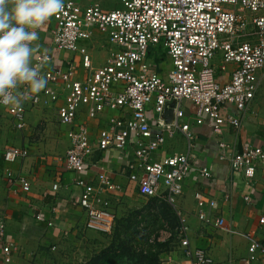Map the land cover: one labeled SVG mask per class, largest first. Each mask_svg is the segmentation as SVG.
<instances>
[{"label":"built area","instance_id":"built-area-1","mask_svg":"<svg viewBox=\"0 0 264 264\" xmlns=\"http://www.w3.org/2000/svg\"><path fill=\"white\" fill-rule=\"evenodd\" d=\"M64 4L63 12L37 31L47 28L56 49L78 53V60L75 56L57 62L50 51H39L35 62L44 64L46 89L19 109L3 107L17 129L26 128L29 110L49 103L56 104L60 121L72 126L67 132L70 146L64 167L77 175L75 183L81 191L72 202L85 209L88 229L100 233L113 229L115 214L105 205L102 194L119 190L120 186L106 174L95 186L84 179L81 173L87 167V158L95 148L129 150L133 154L129 178L137 182L145 197L161 199L175 208L181 223L180 244L190 264H213L204 248L191 245L186 216L177 207L183 183L196 159L192 126L183 121V103L193 104L197 124L208 117L216 135H222L226 126L241 129L264 77V0H119V5L111 9L97 3L82 5L76 0H64ZM96 30L112 44L99 66L81 45ZM151 47H160L169 57L171 69L167 76H162L149 60ZM218 54L222 69L235 64L226 82L217 76L214 60ZM59 87L64 92L62 101ZM172 101L174 118L166 122L162 114ZM228 105H233L236 112ZM106 109L120 110L122 115L109 117L94 140L88 124L76 122L78 115L94 118ZM177 131L186 136L187 151L155 159L153 154L166 137ZM228 147L225 141H218L219 157L228 158L231 183L238 188L252 186L257 164L264 161V145L247 143L231 154ZM27 155L28 149L22 146L10 145L3 152L7 163ZM198 171L203 177H211L205 165L198 166ZM8 177L19 180L23 190L30 189L25 178L13 177L11 172ZM232 184L225 199L230 198ZM195 198L202 222L232 232L224 217L212 218L205 212L206 205L218 206L216 200L199 191ZM244 198L249 200V194ZM36 220L52 224L41 212ZM259 222L264 224V215ZM168 232H159L165 237L158 240H169L172 234ZM243 234L249 241L250 259L264 260V240L254 232ZM5 236L4 225L0 224V264H10L16 249V244Z\"/></svg>","mask_w":264,"mask_h":264},{"label":"crops","instance_id":"crops-1","mask_svg":"<svg viewBox=\"0 0 264 264\" xmlns=\"http://www.w3.org/2000/svg\"><path fill=\"white\" fill-rule=\"evenodd\" d=\"M78 2L82 5L97 3L106 9H111L119 5V0H116V5L113 7H110L114 2L111 0H87L84 3L81 1ZM38 33L39 39L35 43L39 46V51H50L57 62L75 56L77 57L76 60H78L79 55H76L78 53L56 49L51 43L50 31L47 28L40 29ZM105 37V35L96 30L91 39L81 41V45L85 46L87 51L92 54V59L96 66L104 62L111 49L112 44ZM220 59L221 57L218 54L214 60L217 76L221 82H226L235 64L230 63L226 65V69H222ZM149 60L154 63V66L162 76H167V73L171 69V62L163 49L160 47H151ZM59 91H61L60 101H62L64 92L60 87ZM255 101L256 96L244 115L241 129L226 126L222 135L214 134L209 123V118L206 116L203 124H197L195 121V107L188 101H184L183 103L185 109L183 121L189 122L192 126L191 135H193V143L195 145L193 152L196 159L193 171L183 183L184 190L178 197L177 207L182 209L181 212L187 219V213L181 207L182 200L186 207H193L192 205L195 203L198 218V205L195 193L199 191L206 197L216 200L218 203L216 208H211L206 205L204 207L205 212L212 218L224 217L232 229V232L226 233L229 236L228 241L221 245L230 254V260L228 262L222 261V257L218 259L215 254L216 259L221 261V263H217L215 256H211L206 248L195 246L191 242L193 247L204 248L213 258V264H264V260L261 258L250 259L249 241L243 234V232H254L259 239L264 240V224L259 222L260 217L264 215V161L257 164L252 181L254 184L250 187L245 188V186H242L238 188L231 183L232 175L228 158H220L219 154L221 150L218 148L219 140H223L229 145L228 152L230 154L242 150L247 143L264 145V117L256 114L254 108ZM51 105L56 109V104L49 103L29 110L26 114L27 124H29L28 119H30V114L33 113V117L38 119L42 118L43 114L49 111L44 106ZM0 108L5 111L14 126L9 112L3 106H0ZM228 108L230 111L236 112L233 105H228ZM49 112L52 114L51 111ZM121 115L122 111L117 109H106L94 118L80 113L76 122L85 121L90 129V137L96 140L99 129L107 124L109 117H119ZM61 124L62 135L52 134L44 142H39L34 145L28 144L29 137L24 132L17 141L19 145H12L26 147L28 149L27 156L21 157L13 163H7L2 155V162L0 164V224L4 225L5 237L16 244V249L13 252L12 262L10 264H18V261H13L14 258L16 259L18 253L22 252L28 256L27 253L31 251V248L36 243H39V240L42 238V232L45 229H53L50 236L60 238L64 234L71 233L62 230L64 229V224L79 225L81 224L80 218L82 217L86 225L87 214L85 209L72 202L81 191L80 187L75 183L77 175L74 172L67 171L64 167L65 154L70 146L67 132L72 126L62 122ZM15 129L17 131L25 130V128L17 129L16 127ZM183 134V132L177 131L171 136H167L164 144L153 154V157L155 159H161L174 153L187 151L188 140ZM58 143L61 144L58 145ZM132 155V152L129 150L122 151L116 148L99 150L95 148L87 158V167L81 173V176L88 182L94 184V186L99 184L101 176L105 174L111 176L113 181L120 186V189L105 191L102 194V198H105L106 192L117 193L119 191H127V189L133 191L134 188L139 190L137 182L129 178L132 170ZM200 165H205L210 168L212 173L211 177L206 178L200 175L198 171V166ZM8 172H11L13 177H23L29 181L30 189L28 191L23 190L20 181L10 179ZM54 184H57L56 189L52 188ZM231 184L230 198L225 199V194L228 192L229 185ZM245 194H249V200L244 198ZM38 212L43 213L46 220L51 221L52 224L38 222L36 220V214ZM202 223L205 224L204 222ZM217 253L220 254L221 252L219 251ZM182 255L186 263L190 264V260L185 257L183 251Z\"/></svg>","mask_w":264,"mask_h":264},{"label":"rangeland","instance_id":"rangeland-1","mask_svg":"<svg viewBox=\"0 0 264 264\" xmlns=\"http://www.w3.org/2000/svg\"><path fill=\"white\" fill-rule=\"evenodd\" d=\"M78 1L84 3L87 0ZM111 1L114 2L110 7L115 6L116 0ZM44 107L52 114L45 112L39 119L33 117V113L30 114L29 124L23 131H17L8 115L0 108V164L4 149L12 144L19 145L17 141L24 132L28 134V144L32 145L44 142L52 134L62 135V124L55 107ZM254 108L257 115L264 117V77L256 95ZM104 199L107 208L115 214V224L110 232L100 233L88 229L81 217L79 225L64 224L62 230L71 233L64 234L63 237L50 236L53 229H45L39 243L27 253L28 256L21 252L22 254L18 253L13 261H18V264H94L98 259L101 263L111 261L112 258L107 255L113 251L122 254L124 264H151L148 259L142 258L141 254L152 256L156 259V264H187L182 255L179 240L181 223L175 208L161 199L145 197L137 188L133 191L127 189L124 192H106ZM192 206L186 207L182 200L181 207L187 213V233L192 244L204 247L211 256L216 254L218 259L222 257V261L228 262L230 254L221 245L228 241L229 236L226 233L230 232L200 222L196 215L195 203ZM179 210L182 211L180 207ZM164 229L172 234L165 247L160 245L159 242L162 241L158 240L165 237V234H159ZM219 251L220 254L217 253ZM216 261L221 263L217 259Z\"/></svg>","mask_w":264,"mask_h":264},{"label":"clouds","instance_id":"clouds-1","mask_svg":"<svg viewBox=\"0 0 264 264\" xmlns=\"http://www.w3.org/2000/svg\"><path fill=\"white\" fill-rule=\"evenodd\" d=\"M64 7V0H0V106L19 109L46 89L37 30Z\"/></svg>","mask_w":264,"mask_h":264},{"label":"trees","instance_id":"trees-1","mask_svg":"<svg viewBox=\"0 0 264 264\" xmlns=\"http://www.w3.org/2000/svg\"><path fill=\"white\" fill-rule=\"evenodd\" d=\"M152 199H155V198H152ZM167 204V203H166ZM169 205V204H168ZM171 206V205H170ZM172 207V206H171ZM168 243H169V241H165V242H159V244L160 245H162V246H166V245H168ZM112 254H108L107 256L109 257V258H112V260L111 261H103L102 263L99 261V259L98 260H96L95 262H94V264H124L123 263V259H122V254H116L115 252H111ZM141 257L142 258H144L145 260L146 259H148V261H150L151 262V264H156V259L155 258H153L152 256H150V255H142L141 254ZM140 257V258H141Z\"/></svg>","mask_w":264,"mask_h":264},{"label":"water","instance_id":"water-1","mask_svg":"<svg viewBox=\"0 0 264 264\" xmlns=\"http://www.w3.org/2000/svg\"><path fill=\"white\" fill-rule=\"evenodd\" d=\"M174 105L175 101L170 102L162 114L166 122H170L174 118Z\"/></svg>","mask_w":264,"mask_h":264}]
</instances>
